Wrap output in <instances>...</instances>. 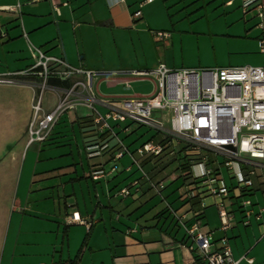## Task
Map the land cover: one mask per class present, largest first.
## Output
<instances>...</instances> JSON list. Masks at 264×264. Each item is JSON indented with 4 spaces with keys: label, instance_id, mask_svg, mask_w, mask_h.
<instances>
[{
    "label": "crops",
    "instance_id": "1",
    "mask_svg": "<svg viewBox=\"0 0 264 264\" xmlns=\"http://www.w3.org/2000/svg\"><path fill=\"white\" fill-rule=\"evenodd\" d=\"M157 1L124 0L113 5L107 0H0V74L28 69L33 64L28 50L32 46L48 55L63 57L73 67L97 71L99 75L94 82L106 98L149 94L153 91L152 80L136 78L130 72L147 71L159 64L176 69L168 66L166 54L173 52L175 44L182 43L176 32L163 31L169 33V37L158 40L154 32H147L141 26L142 14L133 16L140 8ZM236 2V8H241L239 0H223L222 4L233 11ZM53 3L58 5V16L53 12ZM240 15L243 19L240 31L226 29L220 34L226 54L211 68L262 64L258 50L262 32L256 27L254 12L244 15L240 9ZM116 32L129 33L140 48L145 44L153 53L163 52V61L154 53V61H145L139 66L94 67L90 46L101 44L105 38L110 41ZM256 62L258 65L253 64ZM17 81L11 85L0 84V264H196L184 228L172 218L166 206L160 211L142 210L158 196L147 184L142 183L134 196L123 199L116 195L120 188L139 179L140 173L135 168L127 170L131 165L127 155L113 158L116 140L95 131L90 112L88 115L78 113V107L86 108L84 105L77 106L76 112L62 115L45 142L26 146V127L32 118L38 79L28 77ZM133 87H149L150 90L133 92ZM57 97L54 92H46L43 109L52 110ZM99 110L105 112L102 107ZM62 123H70L73 133L77 125L83 138L87 164L86 167L80 164L81 172L75 166L69 171L66 167L70 166L55 162L58 156L51 154V149L59 147L57 127ZM131 126V122L126 121L115 128L117 136L118 131L126 133V137L136 135L128 144L122 141L129 151L162 138L155 130L150 138L141 142V136ZM94 144H107V148L97 156L88 157L86 147ZM182 147L177 143L173 157L146 159L144 170L154 181L173 183L181 179L182 186H186L190 181L180 166L184 160ZM125 158L129 164L123 162ZM108 163H113L115 170L111 171V167L106 176L93 180L92 171L105 169ZM252 166V184L245 193L253 212L248 224L244 223L239 199L233 194L224 199L225 207L233 214L231 228L225 233L219 229L214 197H204L203 212L197 217L200 231L211 234L214 247L219 246L220 238L227 237L232 257L238 264H250L247 260H251V264H264V211L260 212L264 208V168ZM134 173L137 175L133 176ZM226 174L228 181L222 172L225 183L235 187V181L227 171ZM169 184L161 192L166 204L168 197L163 196V192ZM180 189L175 210L189 212L187 224H190L194 221L192 216L200 210L199 200L194 199L190 204L184 202ZM211 208L215 214L210 213ZM73 213L84 224L71 223ZM128 230L132 232L127 233ZM19 244L25 247V252H17Z\"/></svg>",
    "mask_w": 264,
    "mask_h": 264
},
{
    "label": "built area",
    "instance_id": "2",
    "mask_svg": "<svg viewBox=\"0 0 264 264\" xmlns=\"http://www.w3.org/2000/svg\"><path fill=\"white\" fill-rule=\"evenodd\" d=\"M107 1L113 5L124 2ZM239 1L244 15L254 12L256 27L262 32L258 38V50L262 56L260 66L171 69L159 64L147 71L130 72L136 78L151 79V93L117 98L100 94L98 83L94 82L99 75L97 71L73 67L63 57L48 55L32 46L28 50L33 64L28 69L0 74V84L7 85L22 78L38 79V94L26 127V146L45 142L57 120L66 113L76 112L77 106L84 105L89 110L95 131L116 140L113 158L127 155L131 159L127 170L135 168L140 173L139 179L116 192L123 199L136 195L142 183L161 196L165 187L163 182L154 181L144 170L143 162L150 158L173 157L177 143H181L184 160L180 166L185 168L183 175L190 183L181 187L180 198L189 204L198 199L200 210L192 216L194 221L187 224L189 212L178 213L169 204L166 209L184 228L190 241L188 248L197 258L196 264H238L232 257L227 237L220 238L219 246L214 247L211 234L200 231L197 217L203 212L204 197H214L219 229L225 233L231 228L233 214L225 207L224 199L233 194L239 199L244 223L248 224L253 212L245 193L252 184V165L264 168V3L262 0ZM53 12L59 15L58 5L54 3ZM133 16L139 17L140 11ZM154 35L158 40L169 37V33L163 31L154 32ZM48 91L58 97L53 109L45 111L43 95ZM99 107L105 112L102 113ZM156 113L160 114L158 118L154 117ZM126 121L156 130L161 134V140L147 141L129 151L115 134V128ZM106 148L107 144L89 145L86 147L87 156H97ZM114 168L110 170L114 171ZM223 168L235 181V187L225 183ZM106 175V170L100 168L92 171L91 178L96 180ZM73 222L84 224L76 213L72 214ZM130 232L132 230L127 231ZM247 262L251 264L252 261Z\"/></svg>",
    "mask_w": 264,
    "mask_h": 264
},
{
    "label": "rangeland",
    "instance_id": "3",
    "mask_svg": "<svg viewBox=\"0 0 264 264\" xmlns=\"http://www.w3.org/2000/svg\"><path fill=\"white\" fill-rule=\"evenodd\" d=\"M222 2L223 0H158L148 7L140 8V15L142 14L140 19L141 26L147 32H176L179 35V39H182V43L178 42L175 44L172 53L167 52L166 55L169 60L168 66L176 69L191 66L192 68H211L213 64H217L219 60L223 59L226 54V47L222 46V37L220 34L226 29L240 31L243 25V19L240 15L241 8H236L237 2L235 3V7L232 8L237 10H233L234 12L225 9ZM179 31H182V33L179 34ZM131 38L129 33L116 32L110 41L105 38L101 44H92L89 49V55L92 57L91 60L93 61L94 67H100L106 64L123 65L126 68L127 66H139L143 65L145 61H154V53L163 61V52L154 51L153 53L150 46L146 47L142 43V48H140L135 38L133 40ZM253 64L255 65L257 62ZM149 90V87H133L131 89L133 92H148ZM78 113L80 115H88L89 110L78 107ZM159 116V113L154 115L156 118ZM70 125V123H62L57 127L60 143L58 148L51 149V154L58 156L54 159L55 162L70 166L66 167L69 168V171L75 166L81 172L80 164L84 165V167L87 164L83 151V138L78 126L75 125L73 133ZM131 125V128L136 130L137 134L141 136V142L150 138L153 132H155L154 129L151 130L148 127H138L134 123H131ZM117 131L116 129V133ZM118 132L119 138L127 144L136 138L134 134L126 137V133ZM51 154L49 156H52ZM79 157L81 158V163H79ZM219 160L221 161L222 159L219 157ZM123 162L129 164L127 158ZM112 166L113 163H108L105 166V170H109ZM222 172L228 181L225 169ZM136 175V173L133 174V176ZM169 183V180L163 181L165 187ZM181 186L182 180L178 179L170 183L163 192V196L168 197L167 203L171 204L170 206L174 210L177 208L175 199ZM82 191L85 199H88L84 187ZM165 206L166 202L158 195L148 205L142 208V210L152 208L153 210L160 211ZM210 210L211 214H215L213 208ZM24 249L25 247L19 244L17 252L20 253Z\"/></svg>",
    "mask_w": 264,
    "mask_h": 264
},
{
    "label": "trees",
    "instance_id": "4",
    "mask_svg": "<svg viewBox=\"0 0 264 264\" xmlns=\"http://www.w3.org/2000/svg\"><path fill=\"white\" fill-rule=\"evenodd\" d=\"M184 170H185V168H183V167H182V171H184ZM194 259H195V261L197 262V258H196V257H194Z\"/></svg>",
    "mask_w": 264,
    "mask_h": 264
}]
</instances>
